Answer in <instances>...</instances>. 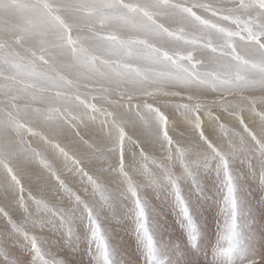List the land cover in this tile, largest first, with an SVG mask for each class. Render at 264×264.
<instances>
[{"label": "rangeland", "instance_id": "374dc122", "mask_svg": "<svg viewBox=\"0 0 264 264\" xmlns=\"http://www.w3.org/2000/svg\"><path fill=\"white\" fill-rule=\"evenodd\" d=\"M26 1L41 6L59 25L63 35L54 39L63 49L57 50L58 56L49 53L48 57L43 46H23V36L17 32L11 37L0 33V54L14 53L10 48L17 47L26 52V61L54 69L49 73L34 69L36 74L20 78L0 69V79H4L0 81V264H65L68 252L80 255L78 261L86 257L96 264L107 256L105 264H112L105 240L109 227L117 225L118 229L125 222L124 230L130 228L127 233L138 231L139 218H146L152 208L148 197L156 199L157 207L180 213L182 207L188 210L190 200L196 201L208 181H214L207 185L215 190L212 195L218 201L226 189H236L237 179L248 181L258 196L264 195V141L259 139V144L250 134L249 144L241 140V127L230 132L228 127L216 135L222 139L224 133L230 134L228 140H221L231 148L226 153L202 144L205 141L197 129L191 128L197 123L196 115L209 107L234 114L244 108L245 98H264V85L257 81L243 84L239 92H225L208 84L190 96L173 94L178 90L157 83L147 87L144 95L129 97L120 94L127 81L109 85L96 72L103 61L113 67L169 71L161 64L135 60L134 54L141 49L139 53L144 50L145 56L169 57V65L179 59L197 78V73L212 71L206 67L211 56L226 54L220 35L231 44L227 51L249 66L264 51V0H86L87 6ZM132 15L140 17L142 27L146 22L157 27L155 32L151 29L153 36L148 29L124 32V27L116 25L130 26L127 21L134 22L129 19ZM205 27L208 31H203ZM82 34L97 41L94 52L81 42ZM237 41L251 47L254 55L241 53ZM46 42L52 49V40ZM109 44L119 47V54L99 53L100 47ZM26 61L20 64L25 72L33 69ZM62 64L95 77L90 81L71 77ZM216 71L224 73L225 69ZM33 77L39 78L32 81ZM159 107L185 121L184 134L166 131ZM260 109L263 114L264 106ZM217 124L212 122V129ZM38 134L50 147L28 139Z\"/></svg>", "mask_w": 264, "mask_h": 264}, {"label": "bare ground", "instance_id": "6f19581e", "mask_svg": "<svg viewBox=\"0 0 264 264\" xmlns=\"http://www.w3.org/2000/svg\"><path fill=\"white\" fill-rule=\"evenodd\" d=\"M54 1L58 4H69L72 2L74 3L73 6L75 4H77L76 6H78L79 4H81L79 6L89 5V2H87L86 0ZM15 3H17L16 6L14 4H7L5 0H0V33L2 34L1 36L7 34L8 37H11V33H13L14 35L16 34L15 32H17L20 36H23V38L21 39V43L24 44L23 46H43V48H45V50L47 51H45L46 56H48L49 53H54L55 55H57V50L63 49L61 43L54 39L56 37H59V34L61 33L59 32V30L61 29L60 27H58L59 25L55 23L54 19H52V17H50L49 15H47L46 20L44 17V13L46 11L44 12L41 6H38L32 1L25 2V0H16ZM13 6H15L16 8ZM138 17L139 16L133 15L132 17H129V19L133 18L134 20V22L127 21V23H130V26L126 23H116V25L124 27V32L133 28L134 30H142L143 28L145 30L148 29L149 33H147L150 34V36H153L151 29H153V31L155 32V29H157V27L155 28L154 25L151 24L153 25V28L149 22H144L145 27H142L139 23L140 19H137ZM172 21L173 19L171 20V22ZM165 23L164 25H169ZM24 31L25 33L22 34V32ZM61 35L63 34L61 33ZM39 37L40 39L35 41ZM41 37L44 39H42ZM81 37V42H83V44L88 47L89 52L93 51L94 47L97 48L95 45L97 44V41H95V39H91V37L87 35L85 36V34L84 36L82 34ZM47 38H50L52 40V49L48 44L46 45ZM47 46H49L50 51H48ZM10 49H12L14 53L0 54V69L12 72L14 76L20 78L22 76L21 70L25 71V69L20 64L24 63L26 61L25 59L28 58V56L27 54H25L26 52H23L22 49L18 50L17 47H12ZM139 51L141 52V49H139ZM139 51H137L133 57H135L139 53ZM202 52L203 51H201V53ZM142 54L146 55V52L143 50ZM28 61H26V64L33 69L44 71L45 69H48L46 66H43L37 61ZM68 66L62 64L61 69L63 71L70 70L69 72L71 73V77L75 78L78 76H82V78L88 79L89 81L95 77L94 74L87 70L86 72L83 71V74H78L77 72H75L74 66L69 68ZM75 66H77V64ZM46 72L49 73L50 70ZM54 76L59 78L56 73ZM38 78L39 77H37V79L33 77L32 81L38 80ZM0 81L4 82V79H0ZM263 99L264 98H245V100H243L242 98L244 108H239L236 113L233 112L234 114L222 111L218 113V109L216 110L215 108V110H213L209 107V110L204 111L202 115H199V113L196 115L197 123L192 125L191 128H194V130L197 129L200 137L203 139V141H205L202 142V144L204 143L206 145H210L211 147L217 146L216 149L218 150H221L220 146L225 144V141L221 140L229 138L230 134L224 133V137H222V139H220V137H216V135L218 132L227 129L228 127L229 129H227V131L229 132L230 128L240 130L241 127L242 132L245 135L249 136L251 134L252 138H254L259 144H262L259 139H261V141H264V138L259 135L256 129L262 123H264V113L262 114V111L260 109L262 106H264ZM152 107L153 106H151V108ZM159 110L160 113L163 114L165 117L166 131H169V129H171L176 133L179 132L181 135L184 134V129L186 128L185 121L171 117V115H168V113H166L165 109L163 108H160ZM86 115L88 116V114ZM212 122H219V124H217L212 129ZM81 123H83V121ZM97 127L98 126H91L92 129L95 128L96 130H98ZM190 131L187 132V134L190 133ZM100 132L102 131L100 130ZM193 133L195 134L194 131L192 132V134ZM28 139H32V142H37V144L39 145H45L47 143V146L50 147V144L47 142V140H44V136L41 138L40 134L35 137L28 135ZM237 181L238 183L236 184V189L233 188L234 186L230 187V189H226L225 194L222 195L221 200L219 201L215 199L212 195L215 190L212 191L210 185L211 182L214 181H208L206 183V186H204L203 188L202 194L197 197L196 201H189L188 213L190 216L195 218L198 228V231L194 233L192 237L189 236L188 232L185 229H182L177 224V218L175 217V215L178 216L180 214L178 210H174V212L172 213L166 210L167 208L161 209L160 207H157L155 203L156 199H153L154 197H148V203H151L152 208L149 207L146 218H144L143 220L139 218V227L138 225V228L136 227L138 231L127 233L126 230L129 231L130 228L128 225V228L124 230V227L126 225L125 222L121 223V227L119 226L120 224H118V229L117 225L114 227L113 225L109 227L110 234L106 235L105 240L107 243V250L109 248L111 252L110 254L112 255V264H264V202H262L260 198L261 195L258 196V193L256 192V194L254 190L250 188L251 185L248 181L242 182L238 179ZM232 190H234V193H232ZM216 195L218 194L216 193ZM216 200L218 201L217 203ZM211 201L213 205H211ZM141 225H143V229H141ZM146 226L149 229L148 234L145 229ZM149 233L152 234V237ZM221 235L228 236L229 240H223L217 243ZM75 254L73 256L71 255V253L69 254V252L65 254V256H68V264H96L90 262V260H88L86 257L84 258V261L82 259L81 261H78L77 257H79L80 255H76L77 257H74ZM103 255H106V253H104ZM92 257L95 256L93 255ZM101 259H103L101 264H105L108 261L107 256H104Z\"/></svg>", "mask_w": 264, "mask_h": 264}, {"label": "clouds", "instance_id": "9594fccd", "mask_svg": "<svg viewBox=\"0 0 264 264\" xmlns=\"http://www.w3.org/2000/svg\"><path fill=\"white\" fill-rule=\"evenodd\" d=\"M264 15V13H261ZM44 17L47 20V13H44ZM203 31H208L205 27ZM218 39L223 40L221 46L225 47L226 54L221 56H211L206 67L211 68L212 71H205L197 73V78H193L191 73L186 67L181 65L180 60L169 65L167 61L170 59L165 56L163 60L158 57L145 56L142 53H138L134 59L135 60H148L152 64H161L168 68L167 72H156L152 70H141L139 68L125 67L117 64L113 67L112 63L109 61H103L100 69H96V72L102 77L103 81L109 85L116 84L121 86L123 81H127V87L123 89L120 93L121 95H128L129 97H136L137 95H144L147 87L152 84H166L170 88H175L178 91L176 95L179 94H195V91H199L202 86L211 84L217 89V91L223 90L228 92L229 90H235L239 92L243 84H249L254 82H259L264 85V51L260 52V59L258 62H253L249 66H245L239 62L237 55L234 52H228L227 49L231 47L227 39L220 35ZM237 47L240 48L241 53L244 55L253 56L254 51L248 45L237 41ZM120 48L116 45H105L98 49L101 55H104L107 51H112L114 54H119ZM43 67V66H42ZM218 68L225 69L224 73L217 72ZM54 69H45V71ZM25 74H36L34 69H29L27 72L21 70V75ZM223 75L224 79H220ZM161 77H167L165 80H161ZM251 78V79H250ZM207 91V88H204ZM261 94L264 95V87L261 88ZM257 132L261 137H264V123H262L257 129ZM241 140L247 141L249 144L251 141L248 136L241 133ZM221 150L227 152L231 151V148H226L221 145ZM179 200V197H177ZM262 202H264V195L261 196ZM177 224L185 229L189 236L192 237L194 233L198 231L197 222L194 217L190 216L187 208L182 207L180 210V215L177 216ZM143 229V225H141ZM229 240L228 236L221 235L217 241ZM65 264H68L66 261Z\"/></svg>", "mask_w": 264, "mask_h": 264}]
</instances>
